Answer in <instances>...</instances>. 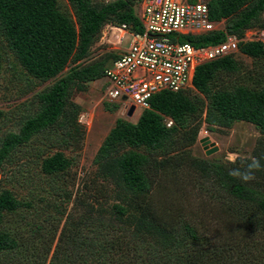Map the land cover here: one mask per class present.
Returning a JSON list of instances; mask_svg holds the SVG:
<instances>
[{
    "label": "trees",
    "instance_id": "obj_1",
    "mask_svg": "<svg viewBox=\"0 0 264 264\" xmlns=\"http://www.w3.org/2000/svg\"><path fill=\"white\" fill-rule=\"evenodd\" d=\"M66 1L73 17L62 10V0H0V46L13 52L33 86L55 79L73 64L67 75L34 97L36 111L22 115L19 132L0 139V171L14 151L35 135L63 126V137L70 136L82 110L74 93L102 79L106 67L118 57L106 52L83 64L107 25L144 32L137 11L143 0ZM204 1L213 21L225 20V30L186 36L182 41L210 46L224 42L226 32L242 37L248 29L264 28V0ZM240 53L264 59L259 43H242ZM236 55L201 65L194 89L154 96L136 124L117 120L94 161L98 178L112 185L108 191H97L107 200L114 199L109 215L98 202L77 204L71 212L66 206L63 219L37 210L24 213L31 203L2 190L0 263L234 264L236 256L237 261L244 256L241 264H264V170L255 171V178L248 181L238 176L254 158L264 166V80L240 84L244 76ZM2 65L0 50V74ZM168 118L173 121L170 127ZM204 120L212 132L231 129L237 122L255 125L262 137L253 159L221 164L194 156L191 149ZM57 143L58 152H41V171L49 179L48 189L62 199L66 196L63 176L73 162L58 139ZM181 177L200 196L209 195L208 214L213 211L216 223L226 220L223 228L217 224L208 228L211 223L204 222L205 228L203 209L184 218L193 210L179 206L176 192L170 190ZM7 213L20 215L21 225L13 227L14 232L7 230ZM206 230L216 234L213 241Z\"/></svg>",
    "mask_w": 264,
    "mask_h": 264
},
{
    "label": "rangeland",
    "instance_id": "obj_2",
    "mask_svg": "<svg viewBox=\"0 0 264 264\" xmlns=\"http://www.w3.org/2000/svg\"><path fill=\"white\" fill-rule=\"evenodd\" d=\"M62 5V10L73 17V10L66 0H62ZM137 11L140 15L142 4L137 6ZM226 24L225 22V26ZM122 36V31L114 28V26L107 25L103 30L102 37L91 48L90 55L84 60L83 64L86 65L98 59L106 52L119 55L121 53L120 48H128L132 42V37L126 35L121 44ZM0 50L3 56L0 74L1 139L9 132H19L22 115L27 112L30 115L36 111L34 97L45 87L67 75L73 64H69L55 79L39 86L38 84L33 86L30 83V76L22 68L13 52L6 46H2V43ZM236 56L242 63L240 76H244L240 84H253L259 79L264 80V59L253 60L240 52ZM232 82H235V80L232 79ZM87 86L86 91H76L74 93L73 99L80 104L82 110L77 122L70 128L71 134L68 138L63 137V126L54 131L35 135L29 143L14 151L16 153L12 155V160L8 161L0 171V192L10 190L19 200L31 203L32 207L25 208L24 213L29 210H37L45 212L44 214H48L47 216L52 215L55 218L61 217L63 219L64 214L61 211L66 206L67 212H71L72 210L75 211L77 204L83 205L86 203L88 205L98 202L97 204L102 207V210L107 209L109 211L115 203L114 199L107 200L101 197L100 193H97L98 190L103 192L110 190L112 185L98 178V165L94 161L104 140L115 127L117 120L136 124L144 109L135 106L136 110L133 116L130 117L128 113L132 101L128 100L127 103H124L118 99L115 102H109L108 80L105 77L99 81L91 82ZM204 118H206V114H204ZM210 129L211 126L204 120L197 142L192 147L191 152L198 158L221 164L235 162L239 158L241 160L253 159L254 149L259 145L258 140L262 137L255 125L245 122H237L228 130L216 128V132H212ZM52 138H55L54 141L51 140ZM57 139L64 146V152L73 162L68 173L63 176V187L66 188L64 194L66 196L62 199L55 195L54 190L50 191L48 189L50 186L49 179L41 171L43 159L41 152H58L60 148ZM137 150L143 151L142 148ZM187 180L183 177L174 180L170 188V190L173 189L176 192L179 206L193 210L189 214H185L184 218L187 220L188 217L192 216L190 214H197L196 211L200 214L203 209L201 222H203L205 228L207 226L204 222L211 223L208 228H215V224L223 228L226 220L217 221L216 223L211 214L213 211L210 210L211 212L208 214L209 209L212 208L209 195H205V198L200 196L197 190L193 191L192 183H188ZM205 202L207 205L204 204ZM81 211H85L84 208H81ZM109 214L110 211L107 215ZM44 216L46 217V215ZM19 217L20 215L7 213L5 220L8 229L3 226L2 228L12 232L16 231L12 228L21 225ZM195 217L197 216L194 215V219H196ZM221 219L225 218L221 217ZM205 234H208L212 241L216 238L214 231L206 230ZM228 252L231 253V251ZM243 257L240 261H237L236 256L232 262L235 264L236 260L238 264H241Z\"/></svg>",
    "mask_w": 264,
    "mask_h": 264
},
{
    "label": "built area",
    "instance_id": "obj_3",
    "mask_svg": "<svg viewBox=\"0 0 264 264\" xmlns=\"http://www.w3.org/2000/svg\"><path fill=\"white\" fill-rule=\"evenodd\" d=\"M141 4L143 33L127 25L117 27L123 32L121 44L126 35L132 42L120 48L121 53L104 71L109 102L130 100V106L149 109L157 94L193 89L201 65L237 54L242 43H259L264 50V28L248 29L242 37L226 32L224 42L210 46L182 41L186 36L225 30V20L213 21L203 0H143ZM172 125L170 121L168 127Z\"/></svg>",
    "mask_w": 264,
    "mask_h": 264
},
{
    "label": "clouds",
    "instance_id": "obj_4",
    "mask_svg": "<svg viewBox=\"0 0 264 264\" xmlns=\"http://www.w3.org/2000/svg\"><path fill=\"white\" fill-rule=\"evenodd\" d=\"M110 26H113V25H110ZM114 27L117 28L118 26H114ZM260 170H264V166L261 165L260 158H254L251 161V163L248 164L247 169L242 173H238V176H239V178L243 179L244 181L252 180L255 178V175H254L255 171H260Z\"/></svg>",
    "mask_w": 264,
    "mask_h": 264
},
{
    "label": "water",
    "instance_id": "obj_5",
    "mask_svg": "<svg viewBox=\"0 0 264 264\" xmlns=\"http://www.w3.org/2000/svg\"><path fill=\"white\" fill-rule=\"evenodd\" d=\"M123 100L126 101L127 98L125 97ZM135 110H136V107H135V106H132L131 109L129 110L128 115H129L130 117L133 116Z\"/></svg>",
    "mask_w": 264,
    "mask_h": 264
}]
</instances>
